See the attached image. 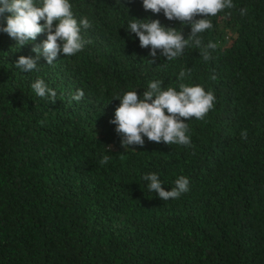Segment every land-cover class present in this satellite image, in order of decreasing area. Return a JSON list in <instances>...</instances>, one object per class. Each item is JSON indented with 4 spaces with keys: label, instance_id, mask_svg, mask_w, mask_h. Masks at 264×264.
Returning <instances> with one entry per match:
<instances>
[{
    "label": "trees",
    "instance_id": "1",
    "mask_svg": "<svg viewBox=\"0 0 264 264\" xmlns=\"http://www.w3.org/2000/svg\"><path fill=\"white\" fill-rule=\"evenodd\" d=\"M0 264H264V0H0Z\"/></svg>",
    "mask_w": 264,
    "mask_h": 264
}]
</instances>
